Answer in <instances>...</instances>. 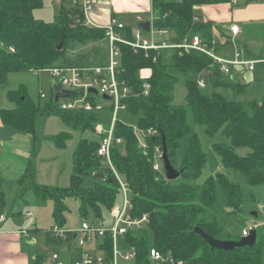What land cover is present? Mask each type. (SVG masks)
<instances>
[{
    "label": "trees",
    "instance_id": "1",
    "mask_svg": "<svg viewBox=\"0 0 264 264\" xmlns=\"http://www.w3.org/2000/svg\"><path fill=\"white\" fill-rule=\"evenodd\" d=\"M231 1L153 0L154 28L158 31L167 29L170 35L166 41L173 44L194 35L211 43L216 37L215 31L221 29L214 22L195 21V9ZM71 3L70 7L63 3L55 21L45 23L33 17V11L42 6L43 0H0V85L7 82L11 73L42 71L56 66L86 68L105 65L106 32L87 26L79 2L71 0ZM124 34L133 40L131 29ZM62 43V49H58ZM120 49V80L131 90V96L124 101L127 109L143 113L139 121L141 130L158 132L156 136H147V144L143 147L132 127L120 121L115 127V138L121 139L122 143L113 145L112 166L131 189L133 216L150 215L147 227L152 233V245L146 232H140L139 236L133 233L126 236L138 251V264H146L144 261L152 247L185 264H264V233H259V230L254 246L229 252L212 249L195 232V228L200 227L210 236L222 239L219 237L222 229L217 221L209 219V212L216 203L217 187L223 189L231 213L242 210L243 192L240 184L230 181L224 174L211 177L203 186L195 185L207 164V157L190 123L191 117L193 123L204 125L209 136L221 132L229 140V145L216 144L213 148L220 155L223 166L239 172L250 186L264 185V96L236 102L216 92L204 94L198 86V78L208 72L214 89L226 87L242 94L247 88L241 82L235 84L224 77L213 60L197 51H144L125 44H121ZM166 54L170 55L169 58ZM144 69L152 72L145 82L138 77ZM180 80L184 81L186 88L185 105L174 106L175 86ZM144 83L149 86L147 95ZM8 98L15 103V108L1 110L0 118L5 126L18 132L35 134L38 117L55 114L71 130L79 129L96 135V114L60 112L54 102L46 103L42 108L35 106L23 88L10 91ZM70 137V133L64 132L52 140L58 148H64ZM163 137L170 161L175 168L182 170L175 181L167 180L163 161L165 175L161 176L154 169L156 151H163ZM187 137L184 157L176 167L182 140ZM99 147V135L95 139L79 141L67 188L36 184L32 181V170L28 168L26 179L31 178V182L25 185V190L30 189L40 198L54 202V227L65 228L69 212L67 200L70 198L79 202V215L84 223L90 213L102 222L103 212H112L117 198L122 196L110 164L98 154ZM239 149L249 151L240 156L237 153ZM89 175L93 176L94 185L85 188ZM20 182L24 183L25 178ZM4 205L5 193L0 174V210ZM51 230L48 234L53 237ZM72 238L70 236L68 240ZM111 242L108 235L100 239V253L110 254Z\"/></svg>",
    "mask_w": 264,
    "mask_h": 264
},
{
    "label": "rangeland",
    "instance_id": "2",
    "mask_svg": "<svg viewBox=\"0 0 264 264\" xmlns=\"http://www.w3.org/2000/svg\"><path fill=\"white\" fill-rule=\"evenodd\" d=\"M63 1L65 3V0H43L42 6L36 8L33 11V17L45 23H53L59 13ZM239 2V5L234 8L235 10L244 8L246 5L254 2V0L251 2L245 0V3H242L243 0H239ZM257 2L259 3H255L253 5L262 4L261 0ZM254 10L257 11L258 8L254 7ZM239 25L245 26L244 24ZM142 35L147 39L152 38V34L150 32L143 31ZM215 36L218 37L219 42L224 44L221 45L216 52V55L223 59H233L237 48L241 46L243 47V44H246L254 52L260 51V49H264V28H261L260 30L256 25L248 28L246 30V33L243 34L242 37H238L237 39H235V41L238 42L237 44H235L230 38H227L230 37V33L228 30L215 31ZM154 39L159 43L160 41L167 40L168 38L166 35L161 34L157 30L154 34ZM243 51L245 52L244 49ZM169 56V54H166L167 58H169ZM260 57H264V51L261 52ZM138 77L143 82H145L147 79L145 78V76H143L142 71L138 73ZM203 78L207 82V87L202 89V92L207 95H211L212 93L216 92L223 95L227 100L236 102H245L264 96V68L262 66H257L254 73L240 74L239 77H235L233 83L237 84L241 82L246 85V92L242 94L235 93L232 89L226 87H219L217 89H214L209 72L203 74ZM54 85V79L49 74V72L45 70L39 72L25 71L19 73H11L8 76L7 82L0 85V110L14 108L15 103H13L8 98V93L10 91H19L22 88L27 91V95L32 100L34 105L42 108L46 103H48L49 97L52 96ZM42 93L47 96V99L41 98ZM185 95V84L183 80H180L175 86L173 105H185ZM94 101L104 106L103 111L92 113L98 116L96 127H101L102 129L109 128L113 117V103L110 100L105 99L102 94L96 96ZM142 115L143 113L141 111L135 113L128 109L119 110L117 113V119L120 122L132 127L135 131V135L139 141V144L145 147L147 144V135L143 133L144 131L139 127V121ZM45 120L47 119H42L41 116L38 117V134L43 131L41 127H39V125L41 126ZM190 123L194 131L197 133L201 141L202 150L207 157V164L202 170L200 178L195 182V185L203 186L205 182L211 177L215 178L217 174H224L229 178L230 181L238 183L242 187V210L239 213L230 212V209L226 205L223 189L220 186L217 187L216 203L214 209L209 212V217L210 219L217 221L219 227L222 229V234L219 236L220 238H222L221 240H224V238L228 236L233 239H236L238 237L242 238V231L245 228L248 230L249 226L254 225V213H258V221H256L255 223L260 225L258 229L259 233H264V221L262 220V218L264 217L262 213L264 212V185L250 186L239 172H235L223 166L220 155L213 148L216 144L229 145V140L221 132L217 133L214 136H209L205 131L204 125L193 123L191 117ZM96 136L98 138L97 130L95 135L92 132H83L79 129H72V136L69 139V142H67L69 152H73L76 150L77 144L80 140L84 138L95 139ZM188 139L189 138L187 137L182 140V148L178 154L179 159L175 162L176 167H178L177 165L180 159L184 157ZM248 151L249 150L247 149H239L237 150V153L240 156H245ZM69 152H67V154H69ZM63 166H65L66 168V164H64ZM176 169L178 170V168ZM159 172L161 176L165 175L162 164H160ZM13 173L14 172H11L10 174L13 175ZM11 175L8 176L7 182L4 186L5 205L1 211L6 216L5 220H13V230H27L33 228V226L41 229L40 233L37 234L36 237H33L36 239V244H24L21 248L22 253L29 255V261H31L32 264H36L33 256L35 257V255H48L49 258H46V260H44L48 262L51 254H53L55 251H58L61 259L69 264H73L77 259H79V253L84 249H94V245L96 248L95 251H97L98 249V253H100V239H93L92 241L86 242L83 248L79 246V243L77 239L74 238V236L70 241H62L64 242L62 246H58L55 243H50L47 245L45 243V230L49 229L55 223L52 214L54 211L53 203L49 200H38L33 191L24 190L23 187H21L16 181H14V179L11 178ZM93 185V176L89 175L86 178L84 187L92 188ZM67 203L69 212L67 216L68 221L66 224V228L78 229L83 223L82 218L79 215V202L73 198H70L67 200ZM122 204L123 198L122 196H119L117 198L115 207H121ZM27 212H31L33 214L32 218L26 217ZM101 221L102 222H100V220L96 218L95 214L93 213H90L87 220V222L92 226H101V224L103 223L104 226L110 227L114 224L113 212L104 211L103 220ZM2 222H0V225ZM141 232H146V236L149 239L150 245H152V233L150 229L147 226H143L141 228ZM133 233L135 234V236H139L140 234L138 230H134ZM117 248L121 253H127L129 251V244L127 240L123 237H120L117 242ZM46 262L44 263L52 264L51 262ZM144 263L156 264L149 258H146ZM119 264H138V262L136 260H119Z\"/></svg>",
    "mask_w": 264,
    "mask_h": 264
},
{
    "label": "built area",
    "instance_id": "3",
    "mask_svg": "<svg viewBox=\"0 0 264 264\" xmlns=\"http://www.w3.org/2000/svg\"><path fill=\"white\" fill-rule=\"evenodd\" d=\"M80 4V9L83 14L85 24L90 27L102 29L106 32V45H107V58L105 65L86 67V68H68V67H52L45 71L54 79L55 83H60L61 89L72 92L69 97H62L58 103L53 101V95L49 97L48 102H54L60 112L68 113H98L103 111L104 106L95 102L96 96L100 94L107 100L113 103L112 108V120L109 128L102 129L96 127L97 134L100 137V147L98 150L99 156L104 158L111 166L113 173L120 184L122 192L123 204L121 207H115L113 212L114 224L110 227L90 225L88 222L81 224V227L77 230H66L60 227H53L51 235L55 239L67 241L68 237L74 236L77 239L79 246L84 247L86 242L93 239H103L106 235L110 236L111 253H98L89 252L86 249L83 250L80 259H77L73 264H119V260L132 261L137 260L138 251L135 246L129 244V251L125 254L121 253L117 248V242L120 237L126 239L129 233H133L134 230L141 232L143 226L150 224V215L144 214L141 218H135L132 214L133 205L131 201V189L129 185L123 181L118 173L112 166V148L113 145L122 143L121 139L115 138V127L119 121L117 119V113L119 110H126L127 104L124 102L131 96L130 88L120 80L119 73L121 72V49L120 45L125 44L132 47L135 50H163V49H177L183 52L197 51L207 55L213 63L219 66V70L224 77L234 80L235 77H239L240 74L254 73L257 66L264 68V57L252 58L248 57L246 52L241 48H237L234 58L227 60L220 58L216 55L217 49L224 45L219 42L218 37H214L211 43L204 41L199 35L187 36L179 44H173L167 41L160 43L154 39V34L157 31L154 28V17L150 19V33L151 39H147L142 35L143 30L132 32L133 40H129L125 37L127 30L126 25L118 20L116 17H112L105 26H99L93 23L91 20V14L94 11L93 0H77ZM232 6L239 4L238 0H232L230 2ZM139 22H142V17L137 18ZM195 21H198L195 18ZM230 39L237 44V39L240 36L241 28L238 25L230 26ZM159 32L167 37L170 32L167 29H161ZM39 72V71H38ZM244 84V83H243ZM198 86L201 89L207 87V82L200 76L198 78ZM148 85L144 83L145 95L148 93ZM90 89H95L97 94H94ZM42 99H47V96L42 93ZM135 133V131H134ZM147 136H156L158 132L150 129L144 131ZM156 162L154 169L160 171V164L162 162V150L156 151ZM32 214L28 213L27 217H31ZM6 216L0 210V222L4 221ZM259 224H255L248 230L243 231V236L247 237L251 229H259ZM134 234V233H133ZM127 240V239H126ZM94 253V254H93ZM49 258V257H48ZM147 258L156 264H185L182 260H178L171 255H164L156 248H149ZM46 261H38L36 264H45ZM48 262L52 264H69L63 261L58 252L51 254ZM46 262V263H48Z\"/></svg>",
    "mask_w": 264,
    "mask_h": 264
},
{
    "label": "crops",
    "instance_id": "4",
    "mask_svg": "<svg viewBox=\"0 0 264 264\" xmlns=\"http://www.w3.org/2000/svg\"><path fill=\"white\" fill-rule=\"evenodd\" d=\"M244 1L245 0H243L242 3H245ZM251 1L253 0H248V2ZM257 1L259 0H254V2H251L244 8L237 10L234 9L236 6L234 7L230 3L196 7V18L200 22H214L220 27V31H229L231 25H238L241 28L239 37H242L248 28L255 25L260 30L261 28H264V0H261L262 4L260 5H253L255 3L258 4L259 2ZM93 2L94 11L91 14V20L99 26H105L112 17H116L126 25L127 29H131L132 32H135L142 29L140 28L141 23L150 22L151 16L154 17L153 0H93ZM63 3L64 2H62V4ZM64 4H68L69 6H66L70 7L72 3L71 0H65ZM254 7H257L258 10H254ZM139 16L142 17V22L138 21L137 18ZM239 24H244L245 26H240ZM239 48L244 49L247 56L252 58L260 57L261 52L264 51V49H260V51L254 52L246 44H243V47L241 46ZM142 74L148 79L152 72L150 69H144L142 70ZM14 108L4 110H12ZM41 118L47 120H45L41 126L39 125V127L43 130L39 134L38 121L35 134H26L5 126L0 118V174L2 178L3 191L11 172H14L13 175H11V178L25 190V185L31 182V178L26 179L28 168H31L33 173L32 181L38 185L53 188H67L70 185L71 176L73 174V161L75 153V151L69 152L68 150L67 142H69L71 137L66 141L64 148H58L52 138L64 132H68L72 136V130L58 115L51 114L41 116ZM67 152H69V154H67ZM64 164H66V168L63 166ZM22 178H25L24 183L20 182ZM26 190L32 191L30 189ZM35 196L40 201L45 200L36 194ZM51 202L54 206V202ZM28 213L32 214L31 212H27L26 217ZM262 213L264 215V212ZM32 216L28 218H32ZM254 218L255 220L253 224L255 225L257 224L255 222L258 221V213H256V216L254 215ZM262 220L264 221V217ZM12 221L13 220H5L0 225V264H32L31 261H29V255L22 253L21 248L24 244H36V239L33 237H36V235L40 233L41 229L33 226V228L27 230L23 229L21 231H16L13 230L14 223ZM210 221L215 220L210 219ZM53 227L54 224L49 229L45 230V243L47 245L55 243L58 246H62L64 242L56 241L48 234ZM251 227L252 226H249V228ZM64 229L77 230L74 228H66V226ZM244 230L247 229L245 228ZM224 240L238 241L240 240V237L233 239L228 236L225 237ZM95 249L94 245V249L86 250L89 252H96ZM82 253L83 251L79 253L80 258ZM46 258H48V255L33 256L35 262H38V259H40L39 261L46 260Z\"/></svg>",
    "mask_w": 264,
    "mask_h": 264
},
{
    "label": "water",
    "instance_id": "5",
    "mask_svg": "<svg viewBox=\"0 0 264 264\" xmlns=\"http://www.w3.org/2000/svg\"><path fill=\"white\" fill-rule=\"evenodd\" d=\"M150 25H151L150 22L141 23L140 28H142L146 32H149ZM62 47H63V43L58 47V49H62ZM90 91L94 94H97V91L95 89H90ZM72 94H73L72 92L62 90L60 83H55L54 96H53V101L55 103H58L62 97H69ZM162 142H163L162 161H163L166 177L167 180L169 181H175L182 174V170H177L170 161L164 137ZM254 215L256 216V213H254ZM195 232L197 233L198 236H200L203 240H205V242L208 243L212 247V249L224 250L226 252L233 251L241 247H246V246L251 247L257 243L256 229H251L247 237L242 236V238H240V240L238 241L216 239L210 236L209 234H207L206 232H204L203 229L200 227H196Z\"/></svg>",
    "mask_w": 264,
    "mask_h": 264
}]
</instances>
